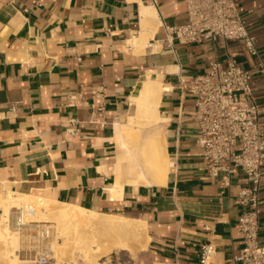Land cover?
<instances>
[{
  "label": "crops",
  "instance_id": "0c3cea01",
  "mask_svg": "<svg viewBox=\"0 0 264 264\" xmlns=\"http://www.w3.org/2000/svg\"><path fill=\"white\" fill-rule=\"evenodd\" d=\"M235 2L257 55L235 40L178 43L166 28L185 22L183 0H0V199L33 194L141 220L147 264H196L207 243L215 247L212 264H234L243 247L236 197L247 182L240 170L227 187L208 178L197 156L194 97L179 89L178 77L232 58L252 72L264 130V0ZM149 7L156 28L136 52L130 42ZM147 79L161 85L163 183L141 174L120 127L133 118L132 97Z\"/></svg>",
  "mask_w": 264,
  "mask_h": 264
},
{
  "label": "built area",
  "instance_id": "2783aa9c",
  "mask_svg": "<svg viewBox=\"0 0 264 264\" xmlns=\"http://www.w3.org/2000/svg\"><path fill=\"white\" fill-rule=\"evenodd\" d=\"M186 20L168 27L167 32L184 45L218 39L242 43L248 53L257 55L254 38L245 26L235 0H183ZM264 71V67L261 68ZM252 72L232 58L225 63L211 59L196 75L178 77L180 90L194 97L193 119L197 123V156L208 178L220 187L230 185L231 176L242 171L247 186L236 202L244 207L237 227L243 247L234 264H264V244L257 240L258 192L263 177L264 130L251 88ZM28 243L33 258L21 264H51L52 250L46 243L49 229L36 227ZM215 247L201 246L196 264H212Z\"/></svg>",
  "mask_w": 264,
  "mask_h": 264
},
{
  "label": "bare ground",
  "instance_id": "6f19581e",
  "mask_svg": "<svg viewBox=\"0 0 264 264\" xmlns=\"http://www.w3.org/2000/svg\"><path fill=\"white\" fill-rule=\"evenodd\" d=\"M156 21L158 18L153 7L141 11L139 35L130 42L134 51L142 52L149 45ZM160 92V83L147 79L132 97L135 108L133 118L127 126H120L121 133L127 138L125 144L138 162L141 174L150 183H163L168 166L158 125L162 120L157 109ZM143 129H150L146 136H142ZM0 204V264L29 262L33 252L31 248L27 249L28 243L27 246L25 243L32 233H27L38 226L33 223L44 222L48 218L58 223L52 230L48 228V245L55 259L52 264H79V260L83 264H106L101 259L113 249L135 257L147 247L149 237L145 223L141 220L88 210L79 205L59 203L25 193L9 192L3 200L0 199ZM82 225L115 231L118 236L109 235L103 240L95 235L86 237L78 233L77 227ZM56 236L63 239L62 243L54 241ZM23 244L26 249H23Z\"/></svg>",
  "mask_w": 264,
  "mask_h": 264
},
{
  "label": "rangeland",
  "instance_id": "374dc122",
  "mask_svg": "<svg viewBox=\"0 0 264 264\" xmlns=\"http://www.w3.org/2000/svg\"><path fill=\"white\" fill-rule=\"evenodd\" d=\"M47 220L44 222H40V223L38 222V223H33V224L35 226L38 225V229L39 228L48 229L49 227H51V230H52L53 227L58 226V223L55 220H53L51 218H48ZM36 229L37 228H34L32 231L28 232L27 234L31 235V233H32V235H33V233L36 232ZM77 230H78V233H82L83 236L87 237L90 235H95V236H97V238L99 240H103L109 235L118 236V234H117L118 232L109 231V230L100 229V228H95V227H88L85 225L78 226ZM31 236H29V238H31ZM54 241L57 243H62L63 239L61 237L56 236V239ZM46 243H49V239H47ZM22 246H24L23 249L27 248L26 247L27 245L25 246L23 244ZM29 248H30V246L28 245L27 249H29ZM112 251L109 253V255L103 257L101 259V262L103 261L106 264H147L145 261V257L143 256L142 252L141 253L139 252L135 257H132L127 252H120L117 249H113ZM76 253L78 254L77 251H75V254ZM53 256H54V252L52 251V259L50 261L51 264L54 263V261H55ZM79 264H83V261L79 260Z\"/></svg>",
  "mask_w": 264,
  "mask_h": 264
}]
</instances>
